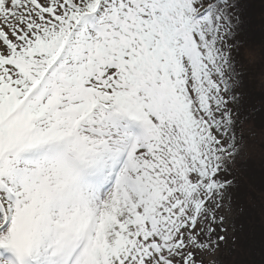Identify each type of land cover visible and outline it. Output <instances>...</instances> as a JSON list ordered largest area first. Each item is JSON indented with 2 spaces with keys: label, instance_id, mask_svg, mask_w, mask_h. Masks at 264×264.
Segmentation results:
<instances>
[{
  "label": "snow or ice",
  "instance_id": "6c2138e0",
  "mask_svg": "<svg viewBox=\"0 0 264 264\" xmlns=\"http://www.w3.org/2000/svg\"><path fill=\"white\" fill-rule=\"evenodd\" d=\"M243 27L238 0H0V264H221Z\"/></svg>",
  "mask_w": 264,
  "mask_h": 264
},
{
  "label": "rangeland",
  "instance_id": "374dc122",
  "mask_svg": "<svg viewBox=\"0 0 264 264\" xmlns=\"http://www.w3.org/2000/svg\"><path fill=\"white\" fill-rule=\"evenodd\" d=\"M238 3L240 4L242 11H243V16L246 18V22H244V27H243V33L240 38L241 41H244L246 43L241 46V56H240V61L241 64L243 65L244 68V87L242 91L244 92V97H243V110L244 114L249 116V118L243 123L242 128L244 129L245 132V138H246V146L243 151V155L245 156H251V154H260L261 152H257V146L258 147H264V131H259L256 135H251V131L253 130V127L255 128L253 123V120H255V117H253L255 114H251V104L248 107L249 99L250 102H254V94L256 95V99L258 98V94L262 96V99L264 98V92L260 91L258 92V89L261 85V82L263 81L264 78V45H262V49H258L257 47L253 46L254 44H251L250 42L254 41V30L255 27L254 25H257L261 20H264V0H238ZM259 13V14H258ZM254 17L259 18L258 20H255ZM249 22V23H248ZM257 89V92H256ZM254 91V92H253ZM261 103L258 102L257 105ZM255 106V105H254ZM261 114L259 115V118L261 121L264 122V113L260 112ZM251 130V131H250ZM242 156V155H241ZM255 158V157H254ZM259 161L255 158L252 162H250V174H252V171H259V175H255L253 179H255L254 186L255 187H260V190H264V166H262L260 169H256L258 166ZM264 164V163H261ZM249 165V164H248ZM256 169V170H254ZM262 171V173H261ZM246 174H249V169L246 172ZM250 184V186H249ZM251 180L246 183L241 184V191H237L236 189L231 190V195H232V202H231V208L230 210L226 211L224 214L226 215L228 222H229V231L230 235L232 234V230L234 229V226L239 219L236 218V214L234 212L236 199L237 201L239 200L243 205H247V208L244 207V214H246L245 217H248L250 220H252L250 224V229L255 228V234L256 236L259 237L258 234L261 236L260 238V243L264 239V203L260 204L258 203L255 207H252L248 205V200H244L243 196L247 193L250 194L251 190ZM239 193L241 194L239 196ZM240 197V198H239ZM233 200L234 203H233ZM234 204V205H233ZM251 208H250V207ZM244 217V218H245ZM252 230V229H251ZM258 232V234H257ZM263 238V239H262ZM262 248L264 247L263 244L264 242L261 243ZM259 244V246L261 245ZM264 249V248H263ZM227 250V245L224 246L222 249V255L219 257L221 264L222 263V256L224 251ZM257 254V252H256Z\"/></svg>",
  "mask_w": 264,
  "mask_h": 264
},
{
  "label": "trees",
  "instance_id": "16d2710c",
  "mask_svg": "<svg viewBox=\"0 0 264 264\" xmlns=\"http://www.w3.org/2000/svg\"><path fill=\"white\" fill-rule=\"evenodd\" d=\"M259 14V13H258ZM244 22H246V18H244ZM255 20H258L259 18L254 17ZM249 23V22H248ZM255 29L253 34H254V41L250 42L251 44H254L253 46L259 47L258 49H262V45H264V20H261L257 25H254ZM243 33V30L241 31L239 35V39L241 38ZM242 45L246 43L242 41ZM243 47V46H242ZM264 63V62H263ZM264 69V65H263ZM263 91L264 92V78L263 81L261 82V85L258 89V92ZM254 92V91H253ZM257 92V89H256ZM264 97V96H263ZM254 102H250L249 99V106L252 104L253 107L251 106V114H255L253 117H255V120H253V123L255 128L253 127L254 131H251V135H256L259 131H264V122L260 120L259 115L261 114L260 112L264 113V98L262 99V96L258 94V98L256 99V95L254 94L253 96ZM258 102H261L257 105ZM255 105V106H254ZM258 129V130H257ZM257 152H261L260 154H251V156H245L243 153L241 154L242 156L239 158L236 166V187L233 189H236L237 191H241V184L246 181H250L253 183L251 184V192L250 194L247 193L243 196H240L241 194L239 193L240 197H244V200H248V205L255 207L258 203L263 204L264 203V190H260V187H255L254 182L255 175H259L260 172L257 171L256 169H260L262 166H264V147H258L257 146ZM259 161L258 167L252 171V174H250V162H252L255 158ZM249 164V165H248ZM249 169V174H246V172ZM264 170V169H263ZM262 173V171H261ZM250 186V184H249ZM239 197V198H240ZM240 200V199H239ZM235 202V207L234 212L236 214V218L239 219L237 220L235 226H234V231L232 230V234L236 236V242L234 245L229 244L227 245V250L224 251L222 256V263L223 264H260V258L261 254L264 253V247L262 248V242H264V239L260 243V234L256 236L255 228L250 229V220L248 217H245L246 214H244V207L247 208V205H243L240 201ZM235 200H233L234 203ZM249 206V207H250ZM251 208V207H250ZM245 217V218H244ZM231 234V235H232ZM259 244H261L259 246ZM264 246V244H263ZM257 252V254H256Z\"/></svg>",
  "mask_w": 264,
  "mask_h": 264
}]
</instances>
